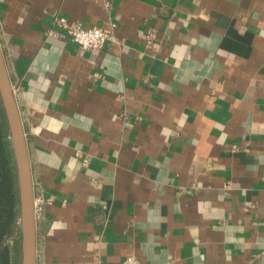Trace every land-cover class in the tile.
I'll use <instances>...</instances> for the list:
<instances>
[{"label": "crops", "instance_id": "obj_1", "mask_svg": "<svg viewBox=\"0 0 264 264\" xmlns=\"http://www.w3.org/2000/svg\"><path fill=\"white\" fill-rule=\"evenodd\" d=\"M0 49L36 264H264V0H0Z\"/></svg>", "mask_w": 264, "mask_h": 264}, {"label": "water", "instance_id": "obj_2", "mask_svg": "<svg viewBox=\"0 0 264 264\" xmlns=\"http://www.w3.org/2000/svg\"><path fill=\"white\" fill-rule=\"evenodd\" d=\"M0 103L6 120L16 175L20 264H36V217L30 160L22 120L0 49Z\"/></svg>", "mask_w": 264, "mask_h": 264}, {"label": "trees", "instance_id": "obj_3", "mask_svg": "<svg viewBox=\"0 0 264 264\" xmlns=\"http://www.w3.org/2000/svg\"><path fill=\"white\" fill-rule=\"evenodd\" d=\"M18 217L16 175L9 150V133L0 103V264H13L9 247L3 243L7 237L14 235Z\"/></svg>", "mask_w": 264, "mask_h": 264}, {"label": "built area", "instance_id": "obj_4", "mask_svg": "<svg viewBox=\"0 0 264 264\" xmlns=\"http://www.w3.org/2000/svg\"><path fill=\"white\" fill-rule=\"evenodd\" d=\"M57 25L63 28L67 35L79 45L81 49H98L109 38L110 32L98 26L84 27L78 22L69 23L64 17H56ZM36 215V209H35ZM19 220H17V225ZM122 264H141L134 256H127Z\"/></svg>", "mask_w": 264, "mask_h": 264}, {"label": "rangeland", "instance_id": "obj_5", "mask_svg": "<svg viewBox=\"0 0 264 264\" xmlns=\"http://www.w3.org/2000/svg\"><path fill=\"white\" fill-rule=\"evenodd\" d=\"M9 150H10V156H11V161L14 166V161H13V154H12V149H11V143L9 139ZM3 245H6L9 247L10 250V261L13 264H20V233H19V224L16 227V231L13 236L7 237L4 240ZM15 250H14V246Z\"/></svg>", "mask_w": 264, "mask_h": 264}]
</instances>
